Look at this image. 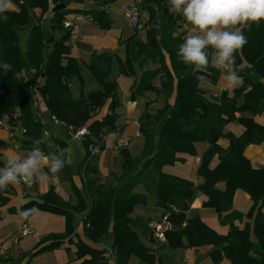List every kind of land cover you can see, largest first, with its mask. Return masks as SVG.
Returning a JSON list of instances; mask_svg holds the SVG:
<instances>
[{"label": "trees", "instance_id": "16d2710c", "mask_svg": "<svg viewBox=\"0 0 264 264\" xmlns=\"http://www.w3.org/2000/svg\"><path fill=\"white\" fill-rule=\"evenodd\" d=\"M90 1L100 0H12L16 10L0 13V65H12L7 73L0 67V117L8 115L9 124L19 122L27 147H32L36 139L44 147L45 127L41 117L33 114L35 96L42 100L48 117L70 134L86 129L79 139L85 150L82 165L88 202L79 200L76 206H69L50 188L39 199L21 205L20 211L37 207L63 216L67 233L51 238L57 245L67 238L72 240L73 214L85 211L81 223L87 240L96 243L111 228L115 264H130L134 259L155 264L154 255L132 229L130 219L133 209L145 203V193H151L155 206L162 212L161 218L172 225L165 233L164 243L170 249H181L184 239L186 247L211 246L209 256L215 263L224 258L229 264H264V169L254 168L244 156L249 145L264 143V125L256 121L264 111V20L259 26L253 24L250 31L243 30L248 43L236 53L235 65L244 78L243 86L232 88L231 94L222 92L217 100H209L200 82H215L219 71L210 67L207 72H199L185 65L177 56L179 45L185 40L177 34L181 15L169 12L167 0H143L141 11H147V20L140 34L134 31L124 41L122 61L107 53L90 57L86 69L97 89L84 94L81 65L70 56L67 45L73 30L65 29L63 21L76 13L68 8L71 4ZM49 9L52 16L49 28L45 29L41 23ZM79 13L101 28L109 27L104 9ZM54 33L59 36L56 40ZM25 36V47H21ZM115 66L119 75L135 79L132 99L137 93L147 92L160 95L166 102L173 98L172 104L166 105L167 118L156 140L152 139L149 127L139 126L141 135L146 137L142 158L123 155V176L130 180L119 188L101 183L96 161L88 159L89 147L98 146L99 152L106 135L118 129L117 85L111 80ZM150 66H154L152 71ZM21 71L23 75L17 78L15 74ZM74 84L80 92L76 98L70 88ZM106 105L107 112L97 118ZM246 113L251 118L242 116ZM229 124L239 125L242 133L236 136L226 131ZM225 141L226 147L221 144ZM198 144L207 145L196 169L200 184L194 186L165 172L167 167L182 162V156L194 157ZM67 172L65 165L61 173ZM139 186L144 194L135 192ZM6 190L0 191V206L7 203ZM237 191L247 194L251 202L249 222L244 228L230 226L224 236L207 227L199 217H189L190 206L199 193L203 196L202 207L215 210L222 223H229L235 216L232 202ZM51 247L52 243L29 257ZM102 253L76 242L80 264H106Z\"/></svg>", "mask_w": 264, "mask_h": 264}, {"label": "crops", "instance_id": "0c3cea01", "mask_svg": "<svg viewBox=\"0 0 264 264\" xmlns=\"http://www.w3.org/2000/svg\"><path fill=\"white\" fill-rule=\"evenodd\" d=\"M129 2L130 0H100L99 2L90 1L82 4H71L68 7L69 9L76 11V13H72L67 16L68 20L75 14H78L79 11L99 12L101 9H104L105 19L109 24V27L105 29L93 23L91 20H88L85 23H78V25L72 29L73 31L70 38L74 39V43H71L70 39L67 42L70 56L77 60L81 65L80 76L83 81L84 94L97 89L90 73L86 69V65L93 54L107 53L119 58L121 61L124 59V41L134 34V30L126 23L120 8L123 4H127ZM12 10H16L15 5L9 11ZM35 14L39 15V12L35 11ZM141 14L143 15L144 13L141 12ZM51 16L52 14L49 9V11L44 14L43 22H47L50 25ZM181 19L182 23L179 24L177 34H182L185 38L188 35L194 34V26L189 22L184 21L182 15ZM58 37L59 36L57 35L55 38ZM149 69L152 71L154 66L149 67ZM131 78L135 81L133 77ZM209 83V81L200 82V88L204 90L205 96L209 100H217L222 92L228 93V91L232 89V87L227 83L225 75L220 71L218 72L215 80L220 94L216 95L208 93L207 86ZM70 88L72 96L74 98L78 97L80 93L79 87L74 84L71 85ZM129 100L130 102H128L125 110V120L118 126V129L115 132L120 133L124 131L123 128L128 125V122L125 123V121L129 120L128 118L133 116L135 97L132 99L131 90ZM170 100L172 101V98ZM146 102L149 104L152 102V99H146ZM107 105L97 113V118L107 112ZM33 114L36 117L40 116L41 120H43V116H46L45 120L48 124H50V126L45 125L46 127L42 133V140L44 142V147H41L42 150L45 151V153H49L54 151L58 152L61 149H68L65 153L68 172L66 174L61 172L58 174H50L48 178L35 183L32 188L24 187L21 183L8 186L5 192L6 194L4 195L7 198V203L4 206H0V248L4 249V254L0 256V264H21V262H24V264H79L82 260L76 258V242H81L93 249L103 251L101 255L102 260L106 264H115L112 245L109 247L108 243V235L112 236L111 228L108 227L106 235L99 239L98 242L92 243L87 240L84 236L83 226L81 223V219L85 214V211H83V213L73 214L72 225L74 226V231L71 236L72 240L67 238L60 245H57L56 241L52 239L56 236L62 237L67 233L65 231L66 223L63 216L44 211H39V213L33 214L27 218L20 215L21 205L29 200L39 199V197L44 195L50 188H52L59 198L69 206H76L79 203V200L88 202V197L85 192V177L83 175L82 165L85 157V150L80 139L72 136V134H70V132L62 124L55 123L51 118H49L42 100L37 96H35V100L33 101ZM16 115V112L13 113L14 118ZM242 116L251 118V115L247 113ZM260 116L263 117L262 114ZM8 117V115L0 117V167L3 166L4 161L8 158H22L26 154V150L31 148L24 144L23 130L21 129L19 122L15 121L14 124H9ZM140 125L141 124H136L134 126L130 124L129 126L131 128L124 131V133H128L131 130L139 132L141 135L139 131ZM234 126L236 125L229 124L226 127V131L239 136L242 133V128L239 129L238 126L234 128ZM221 144L224 147L227 146L226 141L221 142ZM14 146H17L19 149L15 150ZM206 148L207 145L198 144L195 145L196 155L194 157L182 156V163L188 161L187 159H193L195 164L193 172L195 173L194 181L193 177H182V175L179 176L174 171L169 172L165 169V172L186 179L192 182L194 186H197L200 184V179L196 177V169L198 167L200 157ZM244 156L250 161L254 168L264 169V143L259 145H249L244 151ZM167 168L169 169L171 167ZM44 170L47 172L48 167L45 166ZM202 201L203 196L198 193L190 206V210L188 212L189 217L192 214V211H194L193 208L199 205L202 206ZM237 203L246 208L249 205L251 206L248 195L242 191H237L234 194L232 202V210L234 211L235 216L229 223H227L230 226H233V220L237 216L236 214H238L236 212ZM157 210L159 216L161 217L162 212L158 208ZM39 220H41L40 223H42L43 220V223L45 222L46 225L40 223L38 224L36 221ZM151 221L154 220L150 218L146 219L144 230L136 228L132 222L131 227L137 233L144 246L147 247L150 253L154 255L155 264H229V262L224 258L215 263L209 256V253L213 249L211 246L186 247V241L184 239V246L181 249H170L165 244L158 242L152 236L151 231L148 228V223ZM17 222H19V224ZM246 222H249V220H244V223ZM24 228L28 229L31 234L22 236L21 232ZM20 241L27 246V250L24 253L18 251V254V252L15 253L13 251V246L15 243H19ZM51 243L53 244V247L29 257L30 254L36 252L42 247L46 248ZM130 264L144 263L134 259Z\"/></svg>", "mask_w": 264, "mask_h": 264}, {"label": "clouds", "instance_id": "9594fccd", "mask_svg": "<svg viewBox=\"0 0 264 264\" xmlns=\"http://www.w3.org/2000/svg\"><path fill=\"white\" fill-rule=\"evenodd\" d=\"M167 3L170 13L182 15L195 29L194 34L188 35L179 45L178 58L199 72L215 68L225 75L233 89L243 86L244 78L235 67L236 53L248 43L243 30L250 31L253 24L259 26L264 20V0H167ZM13 7L12 0H0V13ZM0 67L5 73L12 69L8 62ZM15 75L19 78L23 72ZM41 143L36 139L22 158L4 161L0 167V191L21 182L31 186L64 169L68 149L45 153ZM39 211L32 207L20 215L27 218Z\"/></svg>", "mask_w": 264, "mask_h": 264}, {"label": "rangeland", "instance_id": "374dc122", "mask_svg": "<svg viewBox=\"0 0 264 264\" xmlns=\"http://www.w3.org/2000/svg\"><path fill=\"white\" fill-rule=\"evenodd\" d=\"M14 5V4H13ZM144 13L141 14L140 22L141 25H143L147 20V11H142ZM85 20L80 21L79 23H85ZM42 26L47 29L49 26V23L42 22ZM44 24V25H43ZM49 28V27H48ZM56 33L53 34V39L57 37ZM26 39V36L22 39L20 42L21 47H25L24 41ZM152 67V66H150ZM111 80L116 81L117 85V101L119 103V107L116 110L117 114V121L116 126L118 127L120 124L123 123L125 120V110L128 105L129 96H130V90L133 86V80L131 77H125L122 75H118L116 69L113 70L111 74ZM206 89V88H205ZM208 93L213 94H220V91L218 90L215 82H210L207 86ZM232 93V89L228 91V94ZM152 99V102L147 104L146 99ZM172 101L168 100L166 102L160 95H156L152 92H147L144 95H141L137 93L135 95L134 100V110H133V116L131 118H128L129 120H126L128 122V125H126L123 130L126 131L127 129L131 128L129 125H143L145 127L150 128V133L152 135V139L156 140L158 137V134L160 132V129L162 127V124L164 120L167 118V112H166V105L172 104ZM101 118V117H100ZM42 124L44 127L50 126V124L47 123L46 116H43L42 118ZM256 121L260 124L264 125V118L261 116L256 117ZM46 125V126H45ZM236 125V124H234ZM241 129L239 125H236ZM234 126V128H236ZM124 131L118 133V132H112L106 135L105 139L103 140V148L99 152L95 154L93 159L97 163V170H98V176L100 178V182L104 183L105 186L110 187H121L129 182L130 177H124L123 176V155L127 153L132 159H141L142 153L144 150V145L146 142V137L144 135L137 136V132L131 131L128 133H124ZM124 133V134H123ZM128 135V137H127ZM129 139V143L126 148L114 150L113 146L122 139ZM17 145V144H15ZM185 163L178 162L175 163L173 167L166 168L169 172H175L179 176L182 175V177H188L192 178L194 181L195 173L194 172V162L193 159H187ZM22 184V182H21ZM23 185V184H22ZM35 184H32V186L28 187L23 185L24 187L32 188ZM136 193L144 194L145 191L142 188V186H139L135 190ZM146 194V201L144 204H138L130 214V219L132 224L139 229L144 230V226L146 225V219L150 218L154 220L155 222H158L161 220V217L159 216L158 210L155 206V198L153 194L151 193H145ZM76 205V204H75ZM236 214L237 216L233 220V226L237 228H244L245 223L244 220H248L247 214L250 210V205L246 208L242 205L236 204ZM194 211H192V214L190 217H199L202 219L201 221L210 229L215 231L219 235H226L229 231V224L222 223L220 219L218 218V215L215 210L204 208L202 206H197L193 208ZM192 209V210H193ZM200 214V216H199ZM79 219V218H76ZM41 220L36 221L38 224ZM206 223H205V222ZM19 224V222H17ZM46 225V223H42ZM112 236L108 235V243L109 247L112 245ZM27 246L20 241L19 243H15L13 246V251L17 253L20 251L21 253H24L27 248ZM18 249V250H17ZM4 250V249H3ZM19 254V252H18ZM21 264H24V262H21ZM80 264V263H79Z\"/></svg>", "mask_w": 264, "mask_h": 264}, {"label": "built area", "instance_id": "2783aa9c", "mask_svg": "<svg viewBox=\"0 0 264 264\" xmlns=\"http://www.w3.org/2000/svg\"><path fill=\"white\" fill-rule=\"evenodd\" d=\"M143 0H130L129 3L127 4H123L121 6V12L122 15L126 21V23L133 28V30L135 32H137V34H140L141 30H142V25L140 22V17H141V6H142ZM39 16V15H36ZM184 21L185 18L183 17ZM82 20L88 21L90 20V18L88 16H85L81 13L75 14L71 19L69 20H65L63 21V27L65 29H73L75 26L78 25V23ZM71 43H74V39H70ZM262 116L264 117V112H262ZM54 121V119H52ZM55 123H58L56 121H54ZM42 123V120H41ZM1 125V122H0ZM86 134V129L80 128L79 130H77V132L72 135L75 138H80L81 136ZM137 136H140L139 132H137ZM129 139L130 138H126V139H122L120 141H118L114 146L113 149L114 150H119V149H123L126 148L128 143H129ZM15 150H18L19 148L17 146H14ZM98 151V146H91L89 147V157L88 159H91L94 157V155L97 153ZM23 185L30 187L27 184H24L22 182ZM32 186V185H31ZM148 228L151 231L152 236L160 243L164 244L165 243V233L167 231H170L172 229V225L170 224V222L165 218L162 217L160 221L155 222V221H151L148 223ZM31 232L24 228L21 232L22 236H27L30 235ZM4 254V250L2 248H0V256Z\"/></svg>", "mask_w": 264, "mask_h": 264}]
</instances>
